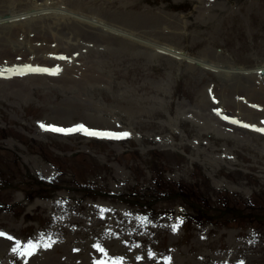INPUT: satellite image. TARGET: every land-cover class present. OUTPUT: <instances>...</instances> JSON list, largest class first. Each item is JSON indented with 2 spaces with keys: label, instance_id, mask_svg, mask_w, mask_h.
I'll return each mask as SVG.
<instances>
[{
  "label": "rangeland",
  "instance_id": "rangeland-1",
  "mask_svg": "<svg viewBox=\"0 0 264 264\" xmlns=\"http://www.w3.org/2000/svg\"><path fill=\"white\" fill-rule=\"evenodd\" d=\"M35 1L71 16L0 0V264H264V0Z\"/></svg>",
  "mask_w": 264,
  "mask_h": 264
},
{
  "label": "bare ground",
  "instance_id": "bare-ground-1",
  "mask_svg": "<svg viewBox=\"0 0 264 264\" xmlns=\"http://www.w3.org/2000/svg\"><path fill=\"white\" fill-rule=\"evenodd\" d=\"M33 7H31V9H33L32 11H28V12H24V11H22V12H17V15L15 14H13V15H9V16H7V20H9V21H14V22H16L17 20H19V18H23V19H26L28 16H42L44 13L45 14H49L51 11H53L56 15H58V14H61L60 16L61 17H67V16H71L70 15V13H66L65 11H63V10H61V9H58V8H56L57 10H52L51 8H46L47 6L46 5H43V3H38V2H36L35 0H33ZM113 30V32L114 33H116V34H119V35H121V36H127V37H129V35H125V33H123V32H121V31H118V30H114V29H112L111 28V30L110 31H112ZM136 41H139V42H143V43H148V42H146L145 40H143V39H136ZM148 44H152V46H155L156 44H153V43H148ZM49 46V45H48ZM157 46V45H156ZM54 48H53V52H55V47H56V45H54L53 46ZM159 47V46H158ZM48 48L49 47H42V53H47V51H48ZM160 48H162V49H164L165 51H167V52H170L172 55H175L176 57H179L180 59H187L188 60V58H187V56H186V53L185 54H182L181 55V53H183V52H180L179 50H177V49H175L174 47H160ZM190 58V57H189ZM93 59H95V58H93ZM191 60V59H190ZM203 65L204 66H206V64L205 63H203ZM211 65V64H210ZM209 65V66H210ZM208 67V66H207ZM210 67H212V66H210ZM264 68V67H263ZM61 72H63V71H61ZM243 71H240V69L238 70V71H236V73H242ZM224 73H226V74H228L227 72H224ZM58 74V73H57ZM56 76V75H55ZM61 75H59V76H57L56 78H59ZM31 77H37V78H44V77H48L47 76V74L46 73H39V74H33ZM30 77V78H31ZM55 78V77H54ZM21 87H26L24 84H22L21 83V85H20ZM72 89H74L75 90V94H80L81 92H82V90H83V88H80V87H78V86H75V87H71ZM207 96V95H206ZM77 101H80V100H72V102H77ZM229 103H231V102H229ZM238 104V105H240L241 103H239V102H234V104ZM248 113H249V115L251 114L252 115V117H254L255 116V107L254 106H250V108H249V110H248ZM238 114H240V112L238 113ZM237 114V115H238ZM208 121H210V120H208ZM208 121H205V122H207V123H209ZM214 128H215V130H216V132H215V135H217V136H227L228 134H230L229 132H226V131H224V130H219L218 129V127L215 125V126H213ZM255 129H257V126H255ZM202 133H208L207 131L206 132H202ZM201 133V134H202Z\"/></svg>",
  "mask_w": 264,
  "mask_h": 264
},
{
  "label": "snow or ice",
  "instance_id": "snow-or-ice-1",
  "mask_svg": "<svg viewBox=\"0 0 264 264\" xmlns=\"http://www.w3.org/2000/svg\"><path fill=\"white\" fill-rule=\"evenodd\" d=\"M60 59H66L65 57H60ZM30 70H35V69H30ZM44 71H47V70H44ZM55 74V73H53ZM225 119H227V117H225ZM41 127H44V125H41ZM245 127H247V125H245ZM50 130L52 131H57V132H71V131H80V130H83L85 131L87 134L89 135H105V136H111L112 134H109V133H98V132H94V131H88L87 129L84 128L83 125H80L78 128H74V129H61V128H55V127H52L50 128ZM261 131H264V129H261ZM129 135L128 133H123V136H127ZM116 138H120V137H116ZM4 235L3 233H0V236ZM9 239H12L11 237H8ZM51 244H45L44 247H50ZM19 242H17V245L16 247L13 248V251L16 252L19 250ZM39 247V245L37 244H32L31 242H29L26 246H25V250L24 252L22 253V255H31L35 250L36 248ZM97 249L101 252H104V249L101 248L99 245H96ZM97 264H105L104 261H98Z\"/></svg>",
  "mask_w": 264,
  "mask_h": 264
},
{
  "label": "flooded vegetation",
  "instance_id": "flooded-vegetation-1",
  "mask_svg": "<svg viewBox=\"0 0 264 264\" xmlns=\"http://www.w3.org/2000/svg\"><path fill=\"white\" fill-rule=\"evenodd\" d=\"M250 215H248V217H249ZM240 217H241V214H240Z\"/></svg>",
  "mask_w": 264,
  "mask_h": 264
}]
</instances>
